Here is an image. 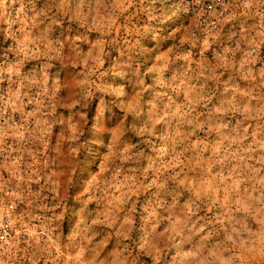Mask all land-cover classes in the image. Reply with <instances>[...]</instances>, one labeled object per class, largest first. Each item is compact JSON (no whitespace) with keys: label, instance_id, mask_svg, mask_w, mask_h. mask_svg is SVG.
Returning a JSON list of instances; mask_svg holds the SVG:
<instances>
[{"label":"rangeland","instance_id":"rangeland-1","mask_svg":"<svg viewBox=\"0 0 264 264\" xmlns=\"http://www.w3.org/2000/svg\"><path fill=\"white\" fill-rule=\"evenodd\" d=\"M226 8L0 0V264H264V0Z\"/></svg>","mask_w":264,"mask_h":264},{"label":"built area","instance_id":"built-area-1","mask_svg":"<svg viewBox=\"0 0 264 264\" xmlns=\"http://www.w3.org/2000/svg\"><path fill=\"white\" fill-rule=\"evenodd\" d=\"M182 5L187 7L189 13L197 21L212 29H218L220 18L226 12V0H179ZM255 51V50H253ZM0 232H6L4 224H0Z\"/></svg>","mask_w":264,"mask_h":264}]
</instances>
